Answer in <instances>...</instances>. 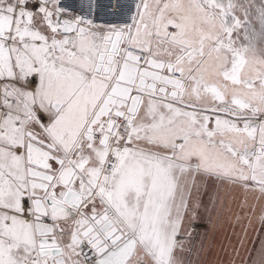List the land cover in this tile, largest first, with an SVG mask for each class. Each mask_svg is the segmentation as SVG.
I'll return each mask as SVG.
<instances>
[{
  "label": "snow or ice",
  "instance_id": "1",
  "mask_svg": "<svg viewBox=\"0 0 264 264\" xmlns=\"http://www.w3.org/2000/svg\"><path fill=\"white\" fill-rule=\"evenodd\" d=\"M226 212L264 264V0H0V264H193Z\"/></svg>",
  "mask_w": 264,
  "mask_h": 264
},
{
  "label": "crops",
  "instance_id": "2",
  "mask_svg": "<svg viewBox=\"0 0 264 264\" xmlns=\"http://www.w3.org/2000/svg\"><path fill=\"white\" fill-rule=\"evenodd\" d=\"M227 217V212L225 213ZM216 220L213 222L212 229L208 230L206 235L200 236L199 239L203 243V250L199 253V259H193V264H244L247 259L245 250H240L239 255H236L232 245L236 242V237L233 235L231 226L226 229H218ZM230 228V229H229ZM203 233L205 230H198ZM240 231L239 228L236 229ZM256 229L249 230L247 240L245 241V249L251 248L255 239ZM231 241V244L229 243Z\"/></svg>",
  "mask_w": 264,
  "mask_h": 264
},
{
  "label": "rangeland",
  "instance_id": "3",
  "mask_svg": "<svg viewBox=\"0 0 264 264\" xmlns=\"http://www.w3.org/2000/svg\"><path fill=\"white\" fill-rule=\"evenodd\" d=\"M227 225L230 227L231 224L229 223L228 219L226 220V224H225V220L224 218L222 220H219V228L218 229H226ZM258 225V224H257ZM256 225V228H258V226ZM203 229V228H201ZM199 229V230H201ZM230 229V228H229Z\"/></svg>",
  "mask_w": 264,
  "mask_h": 264
},
{
  "label": "trees",
  "instance_id": "4",
  "mask_svg": "<svg viewBox=\"0 0 264 264\" xmlns=\"http://www.w3.org/2000/svg\"><path fill=\"white\" fill-rule=\"evenodd\" d=\"M228 215H229V214L227 213V217H226V215L224 214V217H223V218H224V220H225V224H226V220L228 219ZM228 221H229V220H228ZM227 226H228V225H227ZM257 226H258V225H257ZM228 227H229V226H228Z\"/></svg>",
  "mask_w": 264,
  "mask_h": 264
}]
</instances>
